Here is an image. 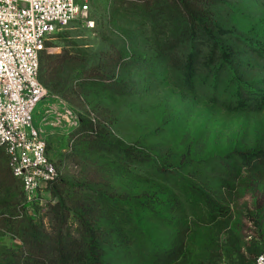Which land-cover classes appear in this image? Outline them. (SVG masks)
<instances>
[{
    "label": "rangeland",
    "instance_id": "obj_1",
    "mask_svg": "<svg viewBox=\"0 0 264 264\" xmlns=\"http://www.w3.org/2000/svg\"><path fill=\"white\" fill-rule=\"evenodd\" d=\"M83 1L87 14L40 51L69 53L62 88L43 85L32 115L59 179L26 202L0 147V264L19 262L28 221L50 229L60 198L72 233L99 232L106 264H158L169 251L173 264H252L264 250V63L252 51H264V0L212 8L231 34L217 37L227 57L198 45L190 84L164 55L190 37L135 0ZM237 87L254 95L240 111Z\"/></svg>",
    "mask_w": 264,
    "mask_h": 264
},
{
    "label": "built area",
    "instance_id": "obj_2",
    "mask_svg": "<svg viewBox=\"0 0 264 264\" xmlns=\"http://www.w3.org/2000/svg\"><path fill=\"white\" fill-rule=\"evenodd\" d=\"M87 12L83 0H0V147L26 202L59 177L32 127L34 108L46 96L40 51L48 36ZM253 264H264V250Z\"/></svg>",
    "mask_w": 264,
    "mask_h": 264
},
{
    "label": "trees",
    "instance_id": "obj_3",
    "mask_svg": "<svg viewBox=\"0 0 264 264\" xmlns=\"http://www.w3.org/2000/svg\"><path fill=\"white\" fill-rule=\"evenodd\" d=\"M223 1L135 0L133 4L146 15L161 16L163 22L169 25L170 28L191 38L190 42L181 44L176 41L171 42L170 48L164 51V55L167 57V69L180 70L183 80L187 84L191 83L196 72L198 45H209L212 48L210 52L212 56L213 47L220 50L221 57L226 54L227 46L224 47V44L220 43L217 37L231 34L227 33L225 28L219 24L212 10L215 5ZM199 36L205 38L206 42L201 43L194 40ZM175 45L184 46L181 52L172 54ZM252 51L257 59L264 63V51L260 48ZM68 58L69 53L66 50L55 56L45 52L41 53L39 57V80L47 90L55 91L62 88L60 86L61 79L58 75L63 73L68 66ZM253 97L254 95L250 90L244 92L242 88L237 87L233 90L232 103L236 105L235 109L240 111L244 108V100ZM75 202L79 203V199H76ZM82 202L81 206H83ZM50 210L51 225L48 231L32 224L31 221L27 222L26 227L21 228L20 238L23 248L18 256L19 262L17 264H106L104 261L105 252L98 245L99 232L87 228L72 233L68 228L70 208L63 198H60L51 206ZM77 221L80 225H84L82 216L79 215ZM144 232L141 236H148ZM180 254H182V251H180ZM177 255H175V252L169 251L166 256L158 260V264H173L179 259Z\"/></svg>",
    "mask_w": 264,
    "mask_h": 264
}]
</instances>
